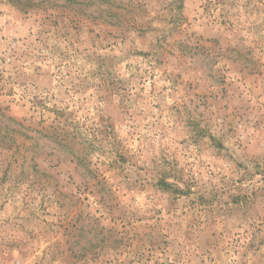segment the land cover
Masks as SVG:
<instances>
[{
    "label": "rangeland",
    "instance_id": "1",
    "mask_svg": "<svg viewBox=\"0 0 264 264\" xmlns=\"http://www.w3.org/2000/svg\"><path fill=\"white\" fill-rule=\"evenodd\" d=\"M0 264H264V0H0Z\"/></svg>",
    "mask_w": 264,
    "mask_h": 264
}]
</instances>
